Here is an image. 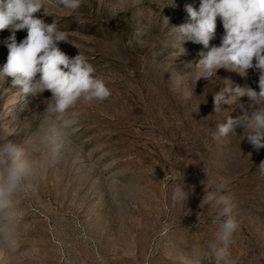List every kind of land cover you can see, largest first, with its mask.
<instances>
[{
  "label": "rangeland",
  "instance_id": "obj_1",
  "mask_svg": "<svg viewBox=\"0 0 264 264\" xmlns=\"http://www.w3.org/2000/svg\"><path fill=\"white\" fill-rule=\"evenodd\" d=\"M169 3L83 0L72 12L45 0L47 16L35 14L47 24L55 19L68 33L70 42L59 47L69 57L78 50L87 56L110 96L79 102L67 139L42 124L50 91L23 105L12 78L0 79V135L7 128L36 165L28 187L0 206V264H8L9 226L16 264H216L217 210L200 207L204 171L228 181L237 205L241 227L228 264H264V176L257 169L264 148L257 152L239 128L213 138L228 114H214V92L224 81L258 91V74L249 70L245 81L220 69L219 78L194 84V65L207 50L188 42L178 57L175 28L189 19L185 5L198 10L200 0ZM223 32L218 18L210 46H219ZM10 35L0 31V42ZM26 35L18 31L17 42ZM7 55L0 43V65ZM240 104L247 108V98L233 106V117L241 114ZM183 184L189 196L178 200L175 189Z\"/></svg>",
  "mask_w": 264,
  "mask_h": 264
},
{
  "label": "clouds",
  "instance_id": "obj_2",
  "mask_svg": "<svg viewBox=\"0 0 264 264\" xmlns=\"http://www.w3.org/2000/svg\"><path fill=\"white\" fill-rule=\"evenodd\" d=\"M56 2L63 9L76 12L83 0ZM169 5L176 7L174 0H170ZM41 10L47 16L45 0H0V31L7 29L11 33L0 42L8 49L6 63L0 65V79L12 78V88L19 90L23 105H28L46 90L50 91L51 98L41 112L42 124L47 126L48 134L55 130L61 138L71 139L77 123L74 111L77 104L81 101L102 102L110 96V89L105 80L96 75L95 67L82 52L78 50L77 55L69 57L61 50V42H70L68 33L59 30L55 19L47 24L38 18L35 14ZM185 11L188 21L175 28L181 41L178 57L186 53L184 44L188 42L200 44L207 50L199 53L200 58L194 65V84L201 79L210 82L219 78L217 72L220 69L235 71L245 81L249 70L258 74V91L247 83L233 87L230 81H224L225 87L213 94L214 114L228 113L216 124L213 138L237 134L239 128L247 133L243 139L258 152L264 148V0H200L198 10L186 4ZM218 18L224 32L219 46H210ZM21 30L27 35L17 42L16 33ZM132 44L130 39L128 45ZM242 97L247 98L248 107L240 104L241 114L233 117V106ZM2 131L0 206L6 208L18 191L28 187L31 171L36 165L26 158L23 144L9 139L7 128ZM46 138L47 135L42 137ZM257 169L264 176V161ZM204 172L206 179L201 181L204 196L200 207L210 205L217 210L214 223L218 230L213 257L216 264H228L229 249L241 227L237 205L227 191L228 181L217 182ZM174 196L178 200L188 199L184 184L175 189ZM14 240L15 232L9 226L6 239L8 264H16Z\"/></svg>",
  "mask_w": 264,
  "mask_h": 264
}]
</instances>
